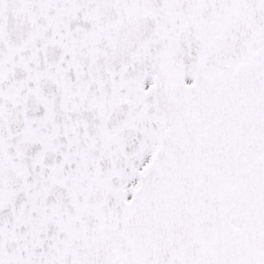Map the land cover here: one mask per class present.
<instances>
[{
  "label": "snow or ice",
  "instance_id": "1",
  "mask_svg": "<svg viewBox=\"0 0 264 264\" xmlns=\"http://www.w3.org/2000/svg\"><path fill=\"white\" fill-rule=\"evenodd\" d=\"M0 264H264V0H0Z\"/></svg>",
  "mask_w": 264,
  "mask_h": 264
}]
</instances>
